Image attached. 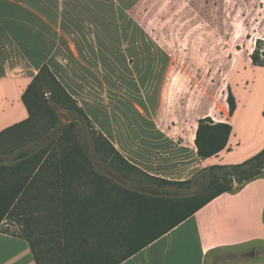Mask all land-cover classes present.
Listing matches in <instances>:
<instances>
[{"label":"trees","instance_id":"1","mask_svg":"<svg viewBox=\"0 0 264 264\" xmlns=\"http://www.w3.org/2000/svg\"><path fill=\"white\" fill-rule=\"evenodd\" d=\"M251 59L264 66V53L261 59L258 49ZM23 101L29 111L27 120L38 113L34 107L43 106L52 115L51 129L56 127L58 107L76 111L90 127L92 147L100 159L134 184L129 187L96 168L89 146L80 142L77 133L71 137L76 121L56 128L58 135L36 147L10 148L0 142V226L9 218L25 223L26 229L17 235L29 242L37 264H120L217 196L232 191L235 184L264 173L262 149L241 163L209 166L196 178V189L194 178L152 175L96 129L46 66L24 92ZM227 102L232 115L236 99L230 88ZM21 123L0 131V140L12 136ZM231 132L228 122H216L209 115L198 119L197 155L205 159L218 154L226 148ZM60 142L64 146L58 152ZM169 186L185 191L173 192Z\"/></svg>","mask_w":264,"mask_h":264},{"label":"rangeland","instance_id":"2","mask_svg":"<svg viewBox=\"0 0 264 264\" xmlns=\"http://www.w3.org/2000/svg\"><path fill=\"white\" fill-rule=\"evenodd\" d=\"M66 10L69 28L78 27L87 40H94L93 33L104 30L107 20L111 21V32H117L111 36L121 48H111V65L101 43L104 57L94 66L103 76L99 86L105 94L101 93V98H111L114 134H123L126 121H136L148 126L149 132L153 130L150 123L154 124V130L166 136L173 134L176 124L189 138L195 120L201 116L223 119L229 114L231 84L252 98L250 105L239 110L238 129L251 135L264 132V68L248 69L245 75L235 76L255 49L263 59L264 0H66ZM108 74L111 97L105 89ZM36 108L35 116L20 122L12 136L0 140L3 146L45 144L58 135L56 128L76 121L71 137L77 133L80 142L89 146L96 168L133 187L100 159L92 147L91 129L76 111L58 107L56 127L51 129L52 115L43 106ZM57 146L61 152L64 142ZM197 179L194 189L199 187ZM168 188L185 191L178 186ZM25 229V223L16 218L6 219L0 226L1 231L11 234H21ZM258 252L257 257L264 260V248ZM248 255V251H227L219 258L230 263L246 261Z\"/></svg>","mask_w":264,"mask_h":264},{"label":"crops","instance_id":"3","mask_svg":"<svg viewBox=\"0 0 264 264\" xmlns=\"http://www.w3.org/2000/svg\"><path fill=\"white\" fill-rule=\"evenodd\" d=\"M68 23L66 0H0V131L28 119L23 94L46 66L96 129L129 161L152 175L186 180L211 165L241 163L264 149V132L251 135L238 129L239 110L250 105L252 98L232 84L234 113L224 114L223 119L212 117L232 125L226 148L216 155L205 159L197 155L198 120L189 138L176 124L173 134L166 136L155 131L154 124L150 123L153 130L149 132L148 126L136 121H126L123 134H114L111 98H101L103 76L94 66L104 57L101 43L111 65V48H121L111 36L117 32H111V21L107 20L104 30H96L94 40H87L78 27L70 29ZM244 62L245 68L241 70L242 64L235 76L245 75L248 69L264 68L253 64L251 56ZM106 79L105 89L111 97V74ZM260 248H264V173L242 185L235 184L232 191L217 196L120 264H264L257 257ZM227 251H248V259L223 262L219 255ZM0 264L37 263L25 238L0 230Z\"/></svg>","mask_w":264,"mask_h":264}]
</instances>
